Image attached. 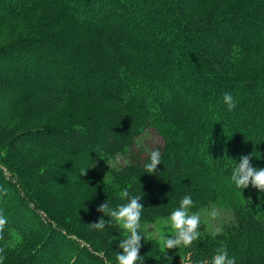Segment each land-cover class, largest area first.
I'll return each mask as SVG.
<instances>
[{
  "label": "trees",
  "instance_id": "trees-1",
  "mask_svg": "<svg viewBox=\"0 0 264 264\" xmlns=\"http://www.w3.org/2000/svg\"><path fill=\"white\" fill-rule=\"evenodd\" d=\"M146 130L162 141L155 174L150 154L105 165ZM249 155L264 169V0H0L4 264H117L127 233L98 209L127 203L124 189L143 197L139 264H201L219 247L264 264V192L231 181ZM186 195L190 214L231 221L166 250L142 226Z\"/></svg>",
  "mask_w": 264,
  "mask_h": 264
},
{
  "label": "clouds",
  "instance_id": "clouds-1",
  "mask_svg": "<svg viewBox=\"0 0 264 264\" xmlns=\"http://www.w3.org/2000/svg\"><path fill=\"white\" fill-rule=\"evenodd\" d=\"M224 104L227 106L228 111H232L236 107L233 96L230 93H225L223 96ZM252 157L242 156L239 163H236L235 168L232 170L231 181L238 189H246L249 184L260 192H264V169H256L251 166ZM161 164V152L159 149L151 151L148 161L144 164V169L149 175L155 174L157 166ZM83 172L82 175H85ZM3 191L6 195V190ZM121 198L126 199L127 203L121 204L113 209L109 207L108 203L103 204L98 211L105 213L111 218L122 230L127 233V237L120 241L119 247L122 249V254L116 255L117 264H139L142 258L139 255L141 247L140 235V219L143 205L141 196H129L127 189L121 193ZM193 206L191 197L186 195L181 200L177 209L173 210L170 214L169 222L173 230V234L169 237L162 239V246L166 250L178 249L181 247H191L193 242L200 237V221L201 217L198 213H189V209ZM214 217L215 211L211 212ZM7 217L0 211V239H3L5 227L7 226ZM96 230H103L106 227L104 219L99 220L98 223L89 225ZM4 248H0V264H4L6 257L3 255ZM201 264H235V260L230 258L228 251L225 247L216 249L215 255L211 261H201Z\"/></svg>",
  "mask_w": 264,
  "mask_h": 264
},
{
  "label": "rangeland",
  "instance_id": "rangeland-1",
  "mask_svg": "<svg viewBox=\"0 0 264 264\" xmlns=\"http://www.w3.org/2000/svg\"><path fill=\"white\" fill-rule=\"evenodd\" d=\"M162 144L161 138L152 130H146L141 136L137 137L128 153L123 156H118L115 160H110L109 165H127L130 162H141L152 150L157 149ZM100 175L101 172L97 169ZM56 189V187H55ZM215 211L213 217L211 212ZM200 231L210 232L218 231L221 226L231 221V216L228 211L222 207L214 206L208 210H204L200 214ZM146 236L154 238L158 241L161 247L162 239L173 234L169 220H158L142 226Z\"/></svg>",
  "mask_w": 264,
  "mask_h": 264
}]
</instances>
